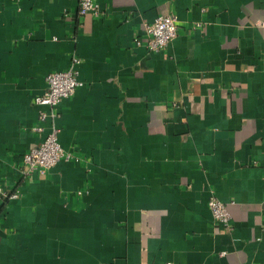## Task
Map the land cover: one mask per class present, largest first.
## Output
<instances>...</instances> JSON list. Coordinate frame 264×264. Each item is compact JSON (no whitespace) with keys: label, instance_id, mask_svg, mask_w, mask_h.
<instances>
[{"label":"crops","instance_id":"crops-1","mask_svg":"<svg viewBox=\"0 0 264 264\" xmlns=\"http://www.w3.org/2000/svg\"><path fill=\"white\" fill-rule=\"evenodd\" d=\"M94 1L0 0V186L18 194L0 264H264V0ZM169 12L166 48L135 44ZM72 56L82 85L56 123L80 160L24 176L49 129L34 98Z\"/></svg>","mask_w":264,"mask_h":264},{"label":"built area","instance_id":"built-area-1","mask_svg":"<svg viewBox=\"0 0 264 264\" xmlns=\"http://www.w3.org/2000/svg\"><path fill=\"white\" fill-rule=\"evenodd\" d=\"M76 3L77 13L80 16L86 14L99 16L101 14V10L94 0H76ZM177 23V16L171 12L158 15L151 22L142 24L144 37L135 36L134 42L137 45H143L151 52L164 49L176 37ZM79 63L80 59L72 56L66 69L49 72L45 77L46 89L34 98L35 103L47 107V110L40 111L39 119L41 122H48L49 129L38 145L21 155L20 166L24 176L33 173L43 174L60 160L75 162L80 160L77 155L62 148L58 140L60 128L56 123L59 116L56 106L61 100L72 96L75 90L82 85V81L78 79L77 66ZM35 129L41 131L43 126L39 124ZM17 195V192L8 193L4 187L0 186V199L15 198ZM207 207L216 225L226 229L231 227L230 213L224 202L211 195L207 200Z\"/></svg>","mask_w":264,"mask_h":264}]
</instances>
